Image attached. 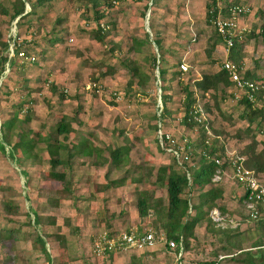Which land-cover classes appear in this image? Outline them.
<instances>
[{
  "label": "rangeland",
  "instance_id": "1",
  "mask_svg": "<svg viewBox=\"0 0 264 264\" xmlns=\"http://www.w3.org/2000/svg\"><path fill=\"white\" fill-rule=\"evenodd\" d=\"M11 2L12 0H0L1 37L6 40L7 37L16 34L17 41L30 40L25 49L35 55L34 62L40 70L38 73H31L34 76L31 79H26L23 67L29 71L34 68L17 64L16 61H20L21 58L16 55L17 57H14L10 63L15 62L18 65L10 70L13 75H10L6 69L4 74L6 78L1 79L0 124L11 118L20 105L21 110L17 112L18 119L24 121L23 127L28 131V138H33L35 141V148L32 150V155L27 157L16 151L17 160H12L7 152L9 147L0 139V144L4 145V150L0 149V232H5L4 238L0 240V264H44V255L34 241L37 230L30 224L32 215L37 214L43 223L52 220L53 223L59 224L60 228L64 227L66 234L75 227L73 225L75 219L77 221L83 219L84 222L80 220L79 222L91 223L94 227L108 224L104 216L105 211L109 209L101 206V202L90 212L91 208L88 205L91 203L86 202L91 191L89 186H86L88 180L83 184L81 179L76 180L77 176L76 179L72 178L75 173H72V168L77 167L78 170L80 165L81 169L95 167L93 156H102L99 157V161L103 164L104 156L110 157V153L115 148L127 146L130 150L129 156L120 172L129 169L130 179L141 180L140 186L138 185L141 190H149L157 197H166L164 187L158 188L152 185L159 167L174 162L173 157L158 146L155 137L156 120L153 116L157 114L158 86L157 81L151 80L150 61L152 56L158 55V52L163 53L164 60H160L158 65L166 70L164 75L166 80L163 85L167 88L166 94L170 92L171 98L166 105L171 115L166 119L168 128L164 127L165 130L178 141L186 138L188 143L194 142L199 131L194 127L186 128L179 122L180 116L183 115L181 86L191 85L198 77V73L202 74L203 70H209L204 69L203 62L207 60V51H211V43L216 42L217 39L207 19L205 6L208 0H111V7L102 6L103 2L100 1V10L105 16L99 22L94 18L95 12L90 3L84 4L82 0H48L43 5L35 6L36 15L20 20L17 23L18 27L13 26L15 21L8 25ZM30 2L34 3V0ZM243 2L253 8L254 15L250 19L253 25L248 27L251 32L247 35L255 36L248 39L243 34L241 41L245 40V43L238 45H244V48L247 46L249 52L245 54L249 57L248 60L250 59L248 64L252 65L254 61H258L256 66L261 68L264 67V38L258 33L261 27L264 28V17H259L264 10V0H243ZM1 9L8 10L7 15H2ZM57 19L61 20L59 25L56 23ZM98 29L101 41H96L93 37V33ZM51 37H56L59 42L56 44L49 42ZM193 37L194 40H191ZM199 37H203L200 38L202 41H198ZM153 38L161 41V52L153 44ZM181 40L185 42L181 43ZM195 40L196 47L193 46ZM9 44L12 47L10 40ZM50 45H53L54 50H50L53 53L50 54L49 63L47 66H40L44 60L41 52L47 53ZM19 50L23 49L20 47ZM189 51L194 53L190 59L185 57V53ZM181 62L187 65V71L175 75ZM133 67L140 69L143 76L150 79L142 88L136 85L137 78L131 77L130 69ZM46 72L48 76L44 77ZM258 76L259 78H256L258 81H264L263 76L260 74ZM33 78L37 82L30 87L29 81ZM50 84L56 87L57 93L66 95L62 102L58 103L57 94L49 91ZM92 84H95L96 88L92 86L89 88ZM160 93H163V90ZM226 98L228 101V95ZM206 102L210 108L208 117L212 131L219 132L218 143L223 144L225 156L240 152L250 142L245 134L247 123L241 119L245 114L243 106L233 100L230 103L224 102L220 106L221 99L217 103L219 113L211 106L213 103L211 100L207 99ZM263 102L264 97L256 100L252 105L254 108H260ZM61 113L72 119V132L65 139L62 136L58 137L59 142L75 148L76 142L84 144L78 143L77 137L90 133L86 147L99 150V153L92 150L91 155H77L74 157L75 160L71 159L70 168L60 166L56 169L65 171L71 194L59 193L46 179V173L50 169V156L44 149L46 143L41 141L47 137L56 121H59ZM261 126V131H255V138L264 142V132H262L264 121ZM6 131L2 129L0 136ZM16 131L17 129L14 128L8 132L11 145L15 142ZM261 148L258 146L259 150ZM60 154L65 157L67 155L62 150ZM193 155L194 159L195 155H198L197 151ZM175 167L179 170L176 164ZM259 180L264 181V175H260ZM95 184L94 193L101 192L103 185ZM192 189L190 185L185 193L192 194ZM133 193L135 197L132 203L135 204L137 192ZM77 195L86 198L79 199ZM76 203L79 206V214L71 208ZM5 204L9 205L8 211L4 209ZM118 205H112L113 210L115 207L118 210ZM236 206L237 212L240 206ZM85 213L86 215L83 216ZM81 216L83 217L80 218ZM232 217L238 219L234 215ZM143 220L144 224L138 226L140 231L144 227H150L148 221ZM83 225L86 227V224ZM55 228L57 227L52 226L51 229L45 230L52 231L56 230ZM250 228L255 227L250 226ZM11 231L13 233L8 239L7 234ZM90 235L89 233L87 236H81L68 247L72 264H106L104 258H96L97 262L92 263L86 257ZM197 235L198 252L203 251V257L217 261L210 253L212 250L210 244H215V237L200 228H197ZM247 244L243 242L244 246ZM157 246L163 250L165 264H174L173 257L167 254L164 243H158L152 249ZM175 264H182V261L177 260ZM219 264L226 262L219 261Z\"/></svg>",
  "mask_w": 264,
  "mask_h": 264
},
{
  "label": "trees",
  "instance_id": "2",
  "mask_svg": "<svg viewBox=\"0 0 264 264\" xmlns=\"http://www.w3.org/2000/svg\"><path fill=\"white\" fill-rule=\"evenodd\" d=\"M47 1L48 0H34V3H31L30 0H12V2L10 3L11 13L9 14L8 25L12 24V21H15L13 23V26L18 27L17 23H19L20 20H24L31 15H36L34 10V8H36L35 6L43 5ZM82 1L84 4H91L95 12L94 18L97 22H99V20H101L105 16V13L103 11L101 12L100 10L101 6L99 5V2H103L101 4L102 6L106 5L108 7H111V0ZM211 5H214L213 0H208V3H206L207 19L209 18L208 10ZM145 9H148L147 5L145 6ZM7 13L8 10L1 9L2 15H7ZM56 23L59 25L61 23V20L57 19ZM52 27L55 28L54 26ZM258 35H261V37L264 38L263 27H261L260 33H258ZM1 36L2 34L0 32V80L4 77L6 69L7 71H10L18 66L15 62H13L12 64L10 63L14 57H17L16 55L20 47L25 53L35 56L25 49L27 44L30 43L29 41H17L16 34H13L12 37H7L6 40H3ZM254 36V34H249L247 38L250 39ZM93 37L96 41H101L99 29L93 33ZM216 38H218L217 35ZM9 40L11 41L13 49V56L10 58L8 56L9 49L11 47V45L9 44ZM49 42L56 43L59 42V40H57L56 37H51L49 39ZM152 42L161 52V41L158 38H153ZM239 43H242V41H240ZM236 44L234 46H236ZM162 54L158 52L159 58L158 55L152 56L150 62L152 77L154 71L157 70L158 77L160 78L159 87L161 90H163V93H161V96H159L162 105L161 119L163 126L167 128L166 119L171 115V112L166 108V105L171 101V98L170 94H166L167 88H165V85H163L166 80V78L164 77L166 70L164 68H160L158 65L160 60H164ZM41 55L43 57V51L41 52ZM207 55H210V51H207ZM16 62L17 64H21L23 66L29 64H25L23 62L21 63V60H18ZM29 66H32L33 68L36 67L35 62L30 63ZM23 68L24 70L26 69L25 67ZM130 72L131 77L137 78L136 85L140 88H142L150 80L149 78L144 77L142 71L136 67L131 68ZM178 74L180 75L181 73H175V75ZM152 77L151 80L153 79L156 82L155 77ZM244 78L249 81H257L262 83V88L257 93L255 101L264 97V81H258L256 78H249L246 74L244 75ZM229 86L230 81L228 79V75H226L222 70H218L214 73L200 74V77L195 78L191 85L184 84L183 87L181 86V91L183 94L182 124H184L186 128L189 129H193V127L195 128L196 126L197 130L199 131L198 136L196 137L194 142L189 143L188 147L190 148V151L187 150L188 154L190 155V163L197 162L198 165L196 168L191 169V167H189L187 163H184L183 167H180L176 163L175 159L172 158L174 163L170 165L164 164L159 167L152 183L153 187L157 186L159 188L162 186L165 188V200H163L162 198H155L154 194L149 190H142L136 195L135 210L139 219H145L146 221H148L147 223L150 225V227H152L157 233L164 234L165 239L168 241H174L177 244L180 240H182L180 241L182 247V256L180 259L181 261L184 259V254H192L193 256H191L192 258H190L195 263L201 262L204 264H214L216 262L214 260H207L208 257H203V251L198 252L197 250V246L199 243L197 242L195 230L198 224L205 223L206 232L215 237V244H210L212 248L210 253H212V255L216 257V259L219 255H221L224 256V259L221 260L222 262L231 264H264V221H251L247 218L245 213H243L242 216H239L238 219L241 222L247 223L248 225L251 224L250 226H253L255 228L252 229L248 227L246 230H241L240 227H236L233 229L229 227L220 228L209 218L208 212L211 208H217L221 214H227L228 217H232V215L225 213V210L223 208L215 207V201L217 200L218 196L216 194L217 191L214 189L215 184H212L210 182V178L214 170L216 169L215 160L217 158L225 156V148H223L222 143H218V140L220 138L218 137V135L220 134L215 130L212 131L211 121L209 118L207 122L203 123L202 125L194 123L192 121H188V119L190 118L189 110L191 106L196 102L201 103L203 112H205L208 116L210 115L208 112L210 108L208 103L206 102L207 99L213 102L211 106L215 107V110L219 112L217 103L222 99L221 95L228 89ZM49 91H51L53 94H57V99L59 101L64 100V98L66 97V95L62 93H57L56 87L52 84H50L49 86ZM239 104L243 106V111H245L244 116H241V118L247 120L249 124L245 130V134L246 138L249 139L250 142L246 146H244V148L240 152H238L237 155L245 157V166L252 170L258 177H260V175H264V142H260L255 139V131H261V123L264 121V102L263 106H261L260 108H254L253 105L248 103L245 99L241 100ZM18 107L19 108L15 110L11 118L0 124V132L2 131V129L7 130L0 136V139L5 146L9 147L7 152L12 160H17V156L15 154L16 151H19L21 155L27 157L32 155V150L35 148V141L33 140V138H28V131H26L23 127L24 121L18 119L17 112L21 110L20 105ZM153 118L156 120V115H154ZM58 119L59 121H56L55 125L51 128L52 130L49 132V134H47V137L41 139V141H44L46 143L45 151H47L50 156V169L46 173V179H48L50 183H58V187L60 188L56 189L59 193L71 194V191L68 187L69 183L67 181L65 171H57L56 169L60 166L64 168H70L71 159L79 154L91 155L92 150L87 148L85 144H77L74 148L66 146L62 142H59L58 137L62 136V138L65 139L66 136L70 132H72V119L64 115H60ZM252 125L256 126H254V128L252 129ZM205 126L209 127L211 131V138H209L208 145L204 144V141L206 139ZM14 128L17 129L15 133L16 139L15 142L11 145L8 140V132L14 130ZM155 129H157L156 125ZM4 145L0 144V149L2 151L4 150ZM258 146H261L262 148L259 150ZM60 150L67 153L66 160L60 159ZM196 150H199V152H197L198 155H195V158L193 159V153ZM129 151L130 150L127 146H123L115 148L110 153L111 164L114 169H121L123 167L126 159L129 156ZM175 164L179 167V170H177ZM227 165V162H225L224 166L227 167ZM185 171H187V173L189 174V184L187 183V180L185 178ZM134 181L140 182L141 180L135 179ZM261 183H263L264 185V181H261ZM190 185L191 188H193V191H196V189L203 190L208 187V190L206 192L199 194V197H197L198 201L195 205H190L189 194L188 192L185 193V190L188 189ZM4 209L8 211L9 205L5 204ZM188 210H190V212H188ZM32 221L35 226H38L41 223V218L37 215H33ZM3 233L5 232H0V240H2L1 238H4ZM12 233V231L8 232V239L11 238ZM110 234L115 233L113 232ZM37 239L38 244L41 246V249H43V255L45 257V260H47V264H56L50 260L49 255L45 252V242H43L41 236L37 235ZM245 241L248 242L249 246L243 248L242 243ZM165 249H167L166 245ZM210 253L208 254V256H210ZM111 255L112 253L105 254L103 256V260L105 261Z\"/></svg>",
  "mask_w": 264,
  "mask_h": 264
},
{
  "label": "crops",
  "instance_id": "3",
  "mask_svg": "<svg viewBox=\"0 0 264 264\" xmlns=\"http://www.w3.org/2000/svg\"><path fill=\"white\" fill-rule=\"evenodd\" d=\"M233 2L238 3V4H247V3H244L243 0H238V1H233ZM250 7L252 8L251 5H250ZM253 15H254V12H253V8H252V13L250 15L242 17L238 20V24H237L238 27L239 28H245L246 30H248V32H246L244 34L245 36H248L247 34L251 32L250 31L251 29L249 30L248 27L253 25L252 22L250 23V19L253 17ZM259 17L260 18L264 17V10H262ZM200 38H203V37H199L198 41L201 40ZM216 39H217L216 42L211 43L210 55L209 56L206 55L207 60H204V62H203L204 63L203 64L204 69H209V70H206V71L203 70L204 72H202V74L203 73H205V74L214 73V72L220 70L221 62L224 61L225 59H229V60L231 59L232 61H234L238 64V66L240 67V72L242 75L246 74V75H248L249 78H252V79L259 78V76H258L259 74L264 77V67L262 66L261 68L260 67L258 68V66H256L258 61H254L252 65L248 64V61L250 59L248 60L249 57L245 54V53L249 52L247 46H245V48H244L243 47L244 45H238V42H237L236 46L231 48L229 50V52H226L225 45H224V42L222 41V39H220L219 37ZM191 40H194V37ZM28 41H30V40H28ZM206 41L208 44L207 39H206ZM183 42H185V40H181V43H183ZM243 43H245V40L242 41V44ZM196 44L197 43L195 40V43L193 44V46L196 47ZM190 47L192 48L191 45H190ZM50 50H54L53 45H50V49L47 53L44 51V55L42 57V58H44V60L40 66H43V65L47 66V63H49L48 60H49L50 54L53 53ZM192 54L194 55L193 51H189V53H185V57H188V59H190V58H192ZM23 63L27 64L26 62H23ZM29 64H27V65H29ZM38 67L39 66H36V67H34L33 70H30V71L25 69L26 71L24 70V72L26 73L25 76L27 77V78L26 77L25 78L31 79L32 77H34L33 74H31V73H34V74L38 73V71L40 70V68H38ZM205 67H207V68H205ZM47 74L48 73L46 72L44 77H46ZM10 75H13V72H10ZM197 75H198V77H196V78H199L200 73H198ZM49 79H51V78L49 77ZM24 82H26V81L24 80ZM29 82H30L29 86L33 87V84H36L37 81L35 80V78H33ZM168 93L170 94V92H168ZM226 94L228 95V98H229L228 101H226V99H227ZM238 95H239L238 92L234 89L233 85L230 82V86L228 87V89L221 95L222 102L220 103V106H222V103H224V102L230 103L231 100L236 101L237 103H239L241 100H244V99H240V100L237 99ZM59 102H62V101L58 100V103ZM61 115H62V113H61ZM243 121H244V119H243ZM245 122L247 123V126H246V128H247L249 124H248L247 120H245ZM254 126H256V125H252L251 128L253 129ZM262 132H264V131L262 130ZM83 135L84 136H82L80 138H79V136L77 137L78 141H79L78 143L86 144V143H88L90 133L83 134ZM255 139L258 141L257 138H255ZM71 143H73V142H71ZM74 144L77 145V142ZM69 147H72V146H69ZM92 150L99 153V150L97 148L92 147ZM196 151H198V150H196ZM93 157H94L93 158V165L95 167H93V166L87 167V168L82 167V169H81V165H80L79 168L81 170L80 169L76 170L77 167L72 168V173H74V172L76 173V175L74 173V176L72 178L76 179L75 176H77L76 180L78 181L81 179V181H83V184H85L86 181L88 180L86 186L87 187L89 186V188L91 190L90 193L88 194V198L81 196V195H77V196L79 199L86 198V202L89 201V203H91L90 205H88L91 208L90 212H92L93 208L97 207L98 204H100V202H101V204H100L101 206H105V209H109V211H105V216H104V219L108 222V224H104L102 226L95 225V227H94L93 224H91V223L79 222V220L84 222L83 219H79L78 221H77V219H75V221L73 222L74 223L73 225L75 227H79V228L77 229L74 227V228H72L71 232L66 234V232L64 231L65 230L64 227L61 226V228H60V225L53 223L52 220L49 222H46V223L41 222L38 226H35V224H33V221L31 220L30 224H32L34 229L37 230V233H35V236H34V239H35L34 241L38 244L37 235L41 236L43 242H45L44 243L45 252L49 255L50 260L54 263L58 264V263L63 262L64 264H72L70 262L71 259L69 258V251L70 250L68 247L71 246L72 243H75L78 239H80L81 236H87L89 233L91 234L90 235L91 240L89 241V246H88V251H87L86 257H88V259H90L92 261V263H95V262H97L98 259H96L92 255L91 242H92V240H94V238L96 236H98L104 232H106V233H113V232L118 233L120 231H125L127 229L140 231L138 226L141 223H143V221H144L143 219H139L137 217L136 210H135L136 202H134L135 204L132 203L133 198L135 197L133 195L134 194L133 192L138 193L142 190H141V188L138 187L139 182H135L134 179H130L131 173L128 172L129 169H126V171H124V172H120V169L118 170V169H114L112 167L110 157L104 156V159H103L104 163L103 164H102V161H99L100 160L99 157H102V156L96 155ZM66 158H67V155L65 157V156H61V154H60L61 160H66ZM74 160H75V158H74ZM197 165H198L197 162L196 163L191 162V164H188V166L191 167V169L196 168ZM185 172H187V171H185ZM95 183H97L99 185H103V187H101V192H95L94 193V191L96 190V186H95L96 184ZM51 185L57 189L60 188V187H58V183H56V182H54V183L51 182ZM214 186H215L214 189L217 191L216 194L218 196L217 200L215 201V204H216L215 207H221L225 210V213H228L232 216L234 215L237 218H239V216H242V214L244 213V211L241 207V205H242L241 196L243 194V191L236 182H234L233 180L230 179L229 173L227 170L225 172V175H224L222 181L218 184H215ZM154 187H157V186H154ZM207 190H208V187H206L203 190L196 189V191H193L192 194H189V196L191 195V199H189L190 205H195L196 202L198 201L197 197H199V194L200 193L202 194L203 192H206ZM154 197L155 198H162L163 200H165V198L161 197V196L157 197L154 195ZM134 201H135V199H134ZM191 201H193V202L191 203ZM77 203L75 205L71 206V208L73 211H76L77 214H79V212H78L79 206L77 205ZM112 205H115V206L118 205L119 209L116 210V207H115L113 210ZM236 205L240 206L239 208H237L238 209L237 212H239L240 214H238L235 210L236 209L235 207H237ZM85 215H86V213L83 214V216H85ZM83 216H81L80 218H82ZM32 219H33V217H32ZM83 224H86V227ZM250 225H248L245 222H242V226L240 229L246 230L248 227H250ZM52 226H56L57 227V228H55L56 230H52V231H49V230L46 231L45 230L46 228L51 229ZM71 226H72V223H71ZM205 227H206L205 223H201V224L197 225V228H200L204 232L206 231ZM197 228H196L195 232H196V238L198 239ZM245 242L248 243L247 241H245ZM31 245H32V243H31ZM242 245H243V243H242ZM248 246H249V244H247L246 246L243 245L242 247L246 248ZM39 248H40L41 253L43 254V251H42L43 249H41L40 245H39ZM145 251H148V253H143ZM167 254H169L173 257L174 264H175L177 262V257L175 255V252L171 251V250H167ZM188 255H189V257H187ZM191 256H193V255L192 254H184L183 255L184 259L182 260V264H204L201 262H197V263L193 262V260L191 259L192 258ZM218 258H219V256H218ZM218 258H217V261L215 262L217 264H219ZM44 260H45V257H44ZM207 260H209V259H207ZM165 261H166V258L164 257L163 250H161V248L158 246L154 249L144 250V251H134V250L128 251V250H126L124 253H114L105 260L106 264H165ZM101 262H103V261H101ZM220 262H222V261H220ZM44 264H47V260H45ZM226 264H227V262H226ZM228 264H231V263H228Z\"/></svg>",
  "mask_w": 264,
  "mask_h": 264
},
{
  "label": "built area",
  "instance_id": "4",
  "mask_svg": "<svg viewBox=\"0 0 264 264\" xmlns=\"http://www.w3.org/2000/svg\"><path fill=\"white\" fill-rule=\"evenodd\" d=\"M213 3L214 5H211L208 10V21L211 24L214 33L224 42L226 52H229L236 42L239 43L242 40L243 34L248 32L245 28H239L237 24L240 18L252 13V8L248 4H238L232 0H213ZM17 55L21 58V62L32 63L36 60L34 56L21 50L17 52ZM12 56L13 49L10 47L9 58ZM220 70L228 75L229 81L238 92L239 95L237 96V99H245L250 104L255 102V97L262 88L261 82L246 80L241 74L238 64L231 59H225L222 61ZM177 71L181 74L185 73L187 71V65L184 62H181L178 65ZM153 75L158 86V104L156 106L157 129L155 137L158 146L170 154L179 166L183 167L184 163H190V155L187 152V150L190 151V148L188 147L189 143L186 138L178 141L173 135L168 133L169 131L165 130L161 119L162 105L159 98V96H161V89L159 87L160 79L157 70L154 71ZM91 86L96 88L95 84L90 85L89 88H91ZM181 102H183V97L181 98ZM189 112L190 118L188 121L197 124L202 125L207 122L209 118L208 115L203 112L200 102L194 103ZM182 116H180L179 122H182ZM205 131L206 139L204 144L208 145L209 138H211V131L207 126H205ZM197 152H199V150ZM244 161L245 157L239 156L237 153H233L231 156L227 155L217 158L215 160L216 169L210 178V182L212 184L220 183L227 170L230 179L236 182L243 191L241 196V207L247 218L251 221H264V185L259 180V177L245 166ZM225 162L228 164L227 167L224 166ZM185 178L189 184L190 178L187 172H185ZM188 212H190V210H188ZM208 216L220 228L229 227L233 229L236 227L241 228L242 226V222L239 219L228 217L227 214H221L217 208H211L208 212ZM180 241L177 244L174 241H168L165 239L164 234H159L152 227L147 226L141 231L128 229L115 234L104 232L92 240L91 252L95 258H103L105 254L124 253L126 250H150L158 243L162 242L167 246L168 250L175 252L177 260L180 261L182 256ZM222 259H224V256H219L218 261H221Z\"/></svg>",
  "mask_w": 264,
  "mask_h": 264
}]
</instances>
